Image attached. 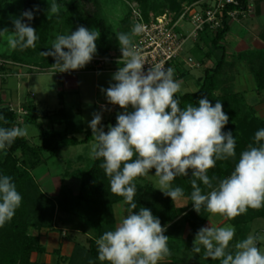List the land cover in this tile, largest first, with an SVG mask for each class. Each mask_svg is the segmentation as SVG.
Listing matches in <instances>:
<instances>
[{
  "label": "clouds",
  "instance_id": "9594fccd",
  "mask_svg": "<svg viewBox=\"0 0 264 264\" xmlns=\"http://www.w3.org/2000/svg\"><path fill=\"white\" fill-rule=\"evenodd\" d=\"M59 11L60 6L51 3L48 18ZM24 18L31 21L33 11H24L21 17L14 18L13 31L0 30V36L6 35L7 45L13 50L35 48L39 39L36 30L23 22ZM142 31L143 26L136 24L131 34H116L124 66L113 74L115 83L101 88L110 104L124 110L117 115L116 126L108 125L105 132L99 113H94L89 123L96 141L92 157L103 160L99 166L109 178L110 192L124 197L130 205L129 215L96 240L98 260L108 264H158L171 254L169 237L164 235L166 227L161 226L159 218L145 207H140L138 213L133 211L137 208L134 181L148 175L150 169L154 168V176L159 178L158 189L173 202L184 195V190L173 188L171 182L177 176H188L191 169L190 198L197 213L204 207L208 213L234 219L249 208L264 207V144L260 143L264 141V129L255 133L259 146L250 144L242 151L234 171L213 187L208 171L218 160L236 156L235 137L231 131H222L229 117L219 100L213 106L207 97L201 98L198 106L189 103L181 108L176 98L180 82L174 79V69L157 63L144 71L145 61L132 42V36ZM99 36V30L80 26L69 34L57 35L51 50L42 55L53 56L59 72L77 70L93 59ZM129 105L134 111H128ZM0 120L8 123L3 116ZM26 136L27 126L0 127V150ZM198 181L211 191L202 194ZM21 201L12 178L0 176V227L13 219ZM235 231L231 225L202 227L192 249L200 253L203 246L205 256L220 260V264H264V252L258 247L264 237L249 234L235 243L234 252L228 251Z\"/></svg>",
  "mask_w": 264,
  "mask_h": 264
},
{
  "label": "trees",
  "instance_id": "16d2710c",
  "mask_svg": "<svg viewBox=\"0 0 264 264\" xmlns=\"http://www.w3.org/2000/svg\"><path fill=\"white\" fill-rule=\"evenodd\" d=\"M195 1L198 0H170V10L177 18L183 10L184 3ZM85 2L92 3L95 9L88 10L92 6L86 7ZM95 2V0H74L70 8L77 16V21L81 26L87 25L103 29L105 22L98 15V7ZM5 4L6 0H0V17ZM248 5L249 0H240L238 6H230V8L244 10L247 9ZM49 6L48 0H26L25 11H33L34 18L31 21L25 18V22L36 30L39 39L36 41L35 48L24 50L17 48L10 57L12 62L28 64L34 57L40 56L44 52V45L49 38L52 22H54L53 15L48 18ZM138 7L146 21L152 18L150 10L156 9L158 11V6L154 5L152 0H139ZM163 13L159 12L155 16ZM128 18L127 21H129ZM131 24L132 26L130 25L126 29L128 34H131L133 21ZM230 24L231 20H225L223 28L216 33H202L205 36L191 49V55L203 63H205V58L215 56L216 62L213 66L205 68L204 79L198 90L181 95L176 94L181 108L189 103L198 106V101L203 97H207L213 106L219 100L223 105L225 114L229 117V121L222 131L225 133L231 131L235 137L237 142L236 156L226 160H218L215 167L208 171L207 174L212 180L213 187H216L221 179L228 177L234 171L242 151L247 150L250 144L254 147L259 146L255 141V133L264 129V119L258 115L257 109L247 102L243 94L233 92V76L227 74L232 64L226 61L225 47L219 44L229 31ZM0 30H2L1 23ZM207 37H212L209 43L206 42L205 38ZM1 40L2 36H0V43ZM206 45L209 46L210 50H204ZM107 55V50L99 51L97 49L94 57H106ZM243 56L247 59L248 66L255 76L257 92L262 95L264 91V50L249 52ZM54 64L55 59L52 56V59L41 65L45 68H51L56 67ZM13 71L14 68L10 65H0V74L2 75L10 74ZM225 73L227 74L226 78L224 77ZM59 97L63 100L62 92ZM22 108L27 113L20 114L10 104H6L0 96V116L5 117L8 121L5 124L3 120H0V127L10 128L19 127L24 123L33 124L38 127L43 142L41 145L31 144L26 137H22L17 138L5 150H0V176H10L18 193L22 196L21 205L15 211L13 219L0 227V264H48L33 261L32 256L34 253L46 252V247L41 239L42 232L49 229L61 233L62 227L58 225L60 222V224L69 223L72 226H80L83 231L90 232L92 235L88 239L87 247L80 244L76 245L68 264H90V262L91 264H108L106 261L98 260L96 240L104 232L116 228L115 205L124 204L125 218L129 215L130 205L125 202L124 197L110 192L109 178L99 166L103 160L93 159L88 168H80L72 172L67 171L66 176L74 177L80 181L79 189L75 192L71 186L63 183L57 196L46 193L34 173L42 164L60 156L65 148L88 143L95 139L92 136V130L84 129L82 114L76 108L64 107L54 113L40 116L36 103L28 99H25ZM118 114L114 113L109 119L101 121L105 132L108 131V125L116 126ZM20 116L23 118L22 123L18 121ZM43 119L48 120L52 126L46 127ZM55 125L63 126V129H56ZM81 133H84L83 138L78 137V134ZM260 143L264 144V141ZM191 179L192 170L189 169L188 176H177L171 182L173 188L181 187L184 190V195L181 198L186 201V204L178 206L177 201L173 202L171 197L164 195L152 181L146 178V175L136 178L134 181L136 185L134 202L137 203V208L133 211L138 213L140 207L148 208L155 217L159 218L161 226L166 227L164 235L169 237L168 247L171 254L165 258L172 261L170 264L189 262L193 264H220V260H212L205 256L203 246H201L200 257L193 261H191L192 259L188 260L185 255L187 252L193 251V244L187 243L184 249L178 250L182 242H185L181 238L180 226L184 224L191 228L189 237L191 238L196 236L198 230L212 215L204 207L201 208L200 213L194 210L190 198L192 192ZM198 184L202 189V194L211 191L202 182L198 181ZM57 214L64 217L60 216V220L56 221ZM257 218H264V207L260 209L249 208L245 214L234 219H226L237 228L242 229ZM178 222L182 223L178 224ZM236 242H238L237 238L230 242L228 251H235Z\"/></svg>",
  "mask_w": 264,
  "mask_h": 264
},
{
  "label": "rangeland",
  "instance_id": "374dc122",
  "mask_svg": "<svg viewBox=\"0 0 264 264\" xmlns=\"http://www.w3.org/2000/svg\"><path fill=\"white\" fill-rule=\"evenodd\" d=\"M48 1L50 4L53 2L58 4L60 6V11L58 14H53L54 22H52L49 38L45 42L44 52H48L51 50L52 43L56 39L57 35L69 34L71 32L76 31L81 26L80 23H78L77 21V16L75 15V13H73V11L70 8L71 3L74 0L72 1L48 0ZM95 1L98 7V15L105 22V27L103 29H97L87 25H84L83 27L89 30L92 29L99 30L100 36L96 40L97 49L99 51L107 50L108 55L106 57L121 58L122 52L120 50L119 41L116 34L126 33V29L130 25L132 26L131 24L132 21L134 23L133 27L136 25L133 14V8L138 7L139 0H95ZM152 1L154 5L158 6V11L156 9L150 10L151 17H154L159 12L160 13L168 12L170 13V15L174 16L173 11L170 10V6H169L171 3L170 0H152ZM25 3L26 0H6V4L3 8V12L0 17V23L2 24V29L7 28L10 32L14 30V25L12 23V20L14 18L21 17V14L25 11ZM85 6L86 7L92 6V3L88 4L85 2ZM94 9H95L94 6H92V8H89L88 10L91 11ZM128 16L130 17L128 18ZM127 18L129 21L126 20ZM126 21L128 22V24ZM23 22L26 23L25 18ZM192 29H193V25L188 20H184L182 22V27L181 26L178 27L179 31H183L186 33H189ZM204 36L205 34L200 35L197 41L191 39L187 43L185 50L182 53V57L184 58L191 57V49H193L194 46H196V44H198V42H200ZM211 38L210 37L205 38L206 42L209 43ZM15 50L8 47L6 35L2 36V40L0 43V65L7 64L13 67L17 71L26 73L24 75L22 74L23 76L21 75V77L18 78L20 82V91L22 93L23 98L39 103L38 112L40 116H44L47 113L51 114L52 112L57 111L58 109L63 107L61 101H65V106L68 108H76L78 110V108L81 107L83 112L84 126L86 129H91L89 127V123L93 119L94 113H99L102 117L101 119L102 121L109 119L114 113H121L124 111L119 107V105H116V108L114 110L113 109L104 110L101 105L105 104L107 106L110 103L109 102L99 103L102 100H107V97H105V99H102L104 96L103 94L104 92L101 91V88L107 89L111 84L115 83V81L112 80L113 75L110 72H107L108 74H106V72L103 73L102 70H115V69H119V67H123V65L114 62H108L107 68L97 70L95 66L89 62L83 68L77 70H70L68 72H59V68L57 66L51 68H45L41 65L52 59L51 55L36 56L32 60H30L31 63L28 64L12 62L10 57L13 54V52H15ZM65 51H67V49H65ZM189 52L190 54L188 55ZM178 64H179L178 62H175V65H177L176 67H178ZM184 66L189 67L187 66V64H184ZM186 67L181 68V74L183 75V79L187 77L190 73L192 75H197V73L201 74L203 72V68L201 67L199 68L195 66L196 68L192 69L191 72L188 71ZM242 68L244 67L242 66ZM94 70L101 72L96 73ZM245 74L247 75V73H244V75ZM246 75L245 77H247ZM252 76L254 77V75ZM247 80H248L247 82L250 84L251 78L248 77ZM179 82H180V91L177 93L178 95H180L183 92V90L181 89L182 88L181 85L183 84L184 80L181 79ZM96 84H98L97 87L98 89H96ZM252 84L253 86L255 84L254 78ZM32 92L36 96L30 95ZM61 92L63 93V100H61V98L58 97V93ZM250 92L251 91H249L247 94V99L248 101H253V98L250 99V96L252 95L256 96L257 94L256 92H253L251 95ZM262 93L264 94V91ZM21 109L22 108H19V111ZM128 111H130L129 108ZM257 113L261 118L264 119V104L258 107ZM43 121H45L44 122L45 126L46 125H48V127L52 126L50 125L48 120L43 119ZM27 128L29 131L27 137L29 139L30 136L32 135V132H36L39 130L38 127L34 125H30V126L27 125ZM55 128L57 129V127ZM35 138L39 139L38 136ZM95 143L96 141L95 139H93L86 144L70 146L71 150H66L65 152L62 151V153L64 154H61L63 155L61 158L59 156L55 157L52 160H49L46 165L40 166L39 167L40 169L36 171L37 174L39 176L44 175V178H46L51 175H54L55 173L57 174V172L59 174V172L63 173L66 170L72 171L76 169L78 170L80 168L81 169L88 168L93 161V157L91 153H92V147ZM74 152H76V154ZM78 156H81L82 162L75 160L76 159L75 157ZM154 175H155V169L153 168L149 170V174L146 175V178L152 181L155 184V186L159 188V183H158L159 178ZM42 180H43L42 181L43 189L46 192H52L49 189L53 187H50V185L45 184L44 179ZM59 180H61L60 176L58 177L57 183L55 185L56 187H54L53 189L56 188L58 190ZM68 182H70L72 188H75L77 190L79 183L76 180L72 178ZM185 204L186 202L184 200L182 202V205ZM179 223L182 222H178V224ZM229 225L234 226L224 216H221L219 214L216 215L212 214L205 221L203 227H210V226L226 227ZM180 227H181L180 228L181 238L185 242L184 243L182 242V245L178 248V250L184 249L187 243L193 244L195 239V236L189 238L191 228L188 225L182 224ZM234 228L236 231L233 239L237 238V241L242 240L243 237L247 238L249 234L264 237V218H257L253 220L252 222L247 224L246 228L242 227V229H239L236 226H234ZM258 247L261 249L262 252H264V239H261L259 241ZM185 255L188 260L192 259L191 261L198 260V258L200 257V253H195L192 250L191 252H187ZM171 262H172L171 260L164 258L158 261V264H170ZM186 264H193V263L189 262Z\"/></svg>",
  "mask_w": 264,
  "mask_h": 264
},
{
  "label": "crops",
  "instance_id": "0c3cea01",
  "mask_svg": "<svg viewBox=\"0 0 264 264\" xmlns=\"http://www.w3.org/2000/svg\"><path fill=\"white\" fill-rule=\"evenodd\" d=\"M249 3L252 4V6H253V10H252L251 14H249L248 16H246L244 18H240L238 20H232L231 24H230L229 31L224 36V38L221 40L219 45L225 47L226 61L228 63L232 64V67L230 70H228L229 72L227 74H231L233 76L232 77V79H233V83H232L233 84V92L243 94L246 97L247 102L249 104L253 105L258 111V107L260 105L264 104V94L260 95L257 92L256 80H255V84L253 86L252 82H253V78L255 79V76L254 77L252 76L254 74L250 70V68L248 66L247 59L245 58V56H243V54L253 52V51L264 50V0H249ZM249 16H251V17H249ZM204 50L205 51L210 50L209 46L206 45ZM189 54H190V52L188 53V55ZM191 57L196 61V59L194 58L193 55H191ZM177 62L179 63L178 67H176L177 65H175V63H174V66L172 67L174 69V79L177 81H180L181 79L184 80L183 84L181 85V87H182L181 89L183 90V92L181 94H185V93H189V92L198 90V88L200 87V85L204 79L205 68L213 66L214 63L216 62V57L212 56L211 58H205V63L197 60V62L199 63V66H196V67L203 68V72L201 73L202 75L200 73H197V75H192L190 73L184 79H183V75L181 74V68L182 67L185 68L186 66H184L183 61H181V60H179ZM242 66L244 68H242ZM196 67H193V68L186 67V69H188V71L191 72L192 69H195ZM240 68H242V69H240ZM117 71H118V69L102 70L103 73L106 72V74H108L107 72H110L112 75ZM95 72L98 73L101 71H95ZM244 73H247V75L245 74L247 77H245ZM22 74L24 75L26 73L17 71L15 69L10 74H6V75L0 74V96L3 98V100L6 104H10L16 110H19V108H22L23 102L26 99V98H23V96H22V93L20 91V82L18 79L21 77ZM227 74L225 73V75H224L225 78L227 77ZM248 77L251 78L250 84L247 82ZM61 78H63V77H61ZM97 87H98V84H96V89H98ZM249 91H251L250 92L251 95L253 92H256V94H257L256 95L257 97L253 96V95L250 96V99L253 98V101H248V99H247V94ZM59 94L60 93H58V97H59ZM103 94H104V96H103V98L102 97L101 98L105 99L106 93H103ZM30 95L36 96L33 92ZM262 96H263V98H262ZM107 102H108V100H102L99 103H107ZM35 103L37 105V110H38V106H39L38 104L39 103H37V102H35ZM61 103L63 104V107H61V108L66 107L65 101H61ZM78 109L80 110V112L82 114V118H83V112H82L81 107ZM129 110L134 111V109L131 106H129ZM54 112H52V113H54ZM102 121H105V120H102ZM27 125L30 126L33 124H25L24 123V124L20 125L19 127H25ZM83 125H84V119H83ZM46 127H48V125H46ZM55 127H57V129H63V126H60V125H55ZM84 129L87 130L85 128V126H84ZM37 136L39 137V139L35 138ZM78 137L83 138L84 133L78 134ZM26 138L28 139V141L31 144L41 145L43 142L42 137L39 134V130L36 132H32L30 139L27 136H26ZM84 144H86V143H84ZM66 150H71V148L70 147L65 148L63 150V152H65ZM74 153L76 154V152H74ZM61 154H64V153H61ZM61 154L59 156L60 158L63 156ZM75 158H76L75 160L82 162L81 156H78ZM50 160H52V159H50ZM46 164L47 163H44L42 165L44 166ZM61 164H60V167H61ZM39 169L40 168H37L34 173H35V176H36L37 180L39 181L42 189H43V182H42L43 180L42 179H44L45 184H48V185H50V187L54 188V187H56L55 185L57 183L58 177L59 176L61 177V180H59L58 190L56 188L55 189L50 188L49 190L52 192H46L43 189L46 193L50 194L51 196H57L58 195V193L60 191V187L63 183H66L69 186H71L70 182H68V181L71 180L72 178L80 184V181L78 179L71 177V176H66L67 171L72 172L74 170H72V171L66 170L63 173L59 172V174L57 172V174L55 173L54 175H51L49 177L44 178V175L39 176L37 174L36 171ZM73 189L75 192H77L79 189V185H78L77 190L75 188H73ZM183 201H184V199H182V198L177 200V205L182 206ZM124 207L125 206L123 203L116 204L114 207V214H115V219L117 222L116 227L125 218ZM60 216H63V215L57 214L56 221L60 220L59 219ZM60 223H58V225L62 227L61 233L58 231L49 230V229L44 230L42 232L41 239H42L43 244L46 247V252L34 253L32 256L33 261L45 262L48 264H68L70 257L72 256V254L75 251L76 245L80 244V245H85L86 247L88 246V244H89L88 239L91 238V236H92L90 232L83 231L80 228V226H74V225L72 226L69 223L68 224L67 223L66 224H60Z\"/></svg>",
  "mask_w": 264,
  "mask_h": 264
},
{
  "label": "built area",
  "instance_id": "2783aa9c",
  "mask_svg": "<svg viewBox=\"0 0 264 264\" xmlns=\"http://www.w3.org/2000/svg\"><path fill=\"white\" fill-rule=\"evenodd\" d=\"M239 4L240 0H198L184 3L183 10L177 18L166 12L152 17L149 21L143 18L139 7L133 8L135 23L142 25L143 31L139 35L132 36V42L145 61L144 71L157 63H162L165 69L172 68L173 64L179 60L191 68L199 66L192 57H182L187 43L191 39L197 41L204 32L216 33L223 28L225 20H238L251 14L253 6L250 3L244 10L230 8ZM184 20H188L193 25L189 33L178 30V27H182ZM108 62L124 66L122 57L93 56L92 59V64L97 70L107 68ZM101 106L104 110L116 108L113 104ZM19 113L27 112L22 108ZM18 121L23 122L22 116L18 118Z\"/></svg>",
  "mask_w": 264,
  "mask_h": 264
}]
</instances>
